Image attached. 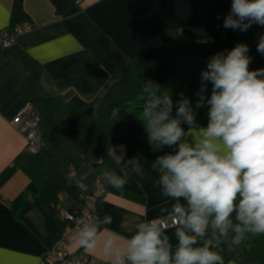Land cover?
Wrapping results in <instances>:
<instances>
[{"label":"crops","instance_id":"crops-1","mask_svg":"<svg viewBox=\"0 0 264 264\" xmlns=\"http://www.w3.org/2000/svg\"><path fill=\"white\" fill-rule=\"evenodd\" d=\"M206 0H22V8L34 28L18 36L17 45L0 53V264H43L47 250L60 234L57 218L42 203L39 186L17 163L26 154V140L11 125L28 99L23 81L30 71L19 58L26 53L43 67L42 88L73 94L83 100L96 98L108 82L132 64L141 65L164 41L168 31L205 40L208 29L204 10ZM14 0H0V30L10 26ZM105 116L94 137L95 151L102 155ZM197 129L185 139L191 143ZM110 153L118 167L111 173L122 176V187L108 183L98 203L94 226L95 247L81 245V234L70 243L72 253L112 264L118 251L137 232V225L172 212L177 201L163 195L156 183L158 168L139 154L111 144ZM137 164L142 171L137 170ZM61 205L71 207L69 195H59ZM186 204L185 201H179ZM110 218V222H106ZM162 231L172 251L178 245L176 228ZM187 231V230H186ZM197 238L194 247L212 241V250L223 264H240L216 244L219 233ZM192 234V233H189Z\"/></svg>","mask_w":264,"mask_h":264},{"label":"clouds","instance_id":"clouds-1","mask_svg":"<svg viewBox=\"0 0 264 264\" xmlns=\"http://www.w3.org/2000/svg\"><path fill=\"white\" fill-rule=\"evenodd\" d=\"M253 25L264 27V0H231L224 28L247 31ZM257 51L264 54V34ZM249 52L247 44L238 43L210 58L196 103L197 108L208 106V123L197 127L193 142L185 139L182 127L195 123L190 101L183 94L175 115L168 98L163 102L154 98L145 108L149 144L159 151L175 149L158 156L153 167L160 171L156 183L163 195L177 201L172 213L179 225L178 245L173 252L159 226L141 222L112 264H223L220 253L212 250V241L194 247L209 227L214 236L234 232L236 246L248 233L264 235V68L250 69ZM208 82L210 95H206ZM154 87L158 86L148 81L143 90ZM137 170L142 171L138 164ZM110 183L122 187L126 179L113 173ZM96 235L94 225L83 228L81 245L94 248Z\"/></svg>","mask_w":264,"mask_h":264},{"label":"trees","instance_id":"trees-1","mask_svg":"<svg viewBox=\"0 0 264 264\" xmlns=\"http://www.w3.org/2000/svg\"><path fill=\"white\" fill-rule=\"evenodd\" d=\"M229 10L226 0H206L207 39L189 38L177 30L168 31L164 41L143 64L127 67L91 101L83 100L76 94L65 98L59 92L44 91L41 64L26 53H18L30 71L23 81V88L29 103L41 115L40 127L45 146L39 152L21 155L16 161L38 184L42 203L55 217V206L61 202L59 195L64 193L72 199L77 195L71 170H75L78 178L86 183L100 176L108 186L111 173L118 167L110 153L111 144L136 152L150 165L158 156L175 150L165 147L159 151L149 144L143 112L154 98L161 102L165 98L170 99L173 115L182 99L181 94L189 99L195 123L191 127L182 125L185 134L190 129L207 126L208 106L205 104L197 108L196 103L202 73L208 70V62L214 54L244 43L250 48V69L264 68V54L257 51L255 44L256 32H264V27L247 31L230 28L222 36V21ZM26 21L30 20L23 11L22 0H14L10 26ZM148 81L158 87L145 92L144 85ZM208 85L206 95L211 92L210 82ZM105 116L107 125L102 139L103 153L99 155L94 149L93 137ZM234 217L235 214V223ZM234 235L231 230L225 237L218 234L219 243L216 239V244L240 264H264V235L248 233L239 246L232 243Z\"/></svg>","mask_w":264,"mask_h":264},{"label":"built area","instance_id":"built-area-1","mask_svg":"<svg viewBox=\"0 0 264 264\" xmlns=\"http://www.w3.org/2000/svg\"><path fill=\"white\" fill-rule=\"evenodd\" d=\"M226 1L231 6V0ZM74 2L81 4L82 0H74ZM223 24L224 19L222 36H225L230 28H224ZM255 27L258 26L253 25L248 30ZM33 28L32 22L26 21L0 30V53L13 49L17 45L18 36L30 32ZM40 122L41 115L31 103L22 108L11 120V125L24 135L28 153L39 152L45 146ZM71 175L77 188V195L71 207L60 204L55 206L60 234L53 246L45 253L42 262L43 264H102L92 258L72 253L69 245L81 234L83 228L94 225L98 203L106 194L108 186L100 176L86 183L78 178L75 170H71ZM149 222L155 223L162 231L179 226L172 212L153 218Z\"/></svg>","mask_w":264,"mask_h":264},{"label":"rangeland","instance_id":"rangeland-1","mask_svg":"<svg viewBox=\"0 0 264 264\" xmlns=\"http://www.w3.org/2000/svg\"><path fill=\"white\" fill-rule=\"evenodd\" d=\"M261 34H264V32L263 31H257L256 34H255V44H256V47H257V44L259 42V38H260ZM62 196H64V193H62ZM60 204H62V203L60 202ZM209 230H210L209 233L210 234H213V231H212L211 227H209Z\"/></svg>","mask_w":264,"mask_h":264}]
</instances>
